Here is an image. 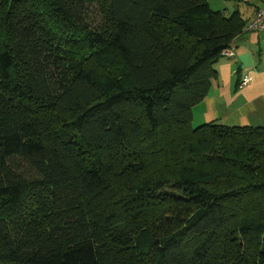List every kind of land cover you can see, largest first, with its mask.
<instances>
[{
    "label": "trees",
    "instance_id": "obj_1",
    "mask_svg": "<svg viewBox=\"0 0 264 264\" xmlns=\"http://www.w3.org/2000/svg\"><path fill=\"white\" fill-rule=\"evenodd\" d=\"M246 26L208 0H0V264H264V127H192Z\"/></svg>",
    "mask_w": 264,
    "mask_h": 264
},
{
    "label": "crops",
    "instance_id": "obj_2",
    "mask_svg": "<svg viewBox=\"0 0 264 264\" xmlns=\"http://www.w3.org/2000/svg\"><path fill=\"white\" fill-rule=\"evenodd\" d=\"M238 2L237 0H235ZM251 22L264 0H240ZM215 66L216 78L204 101L192 110V123L226 127H264V29L244 31ZM248 78V86L240 87Z\"/></svg>",
    "mask_w": 264,
    "mask_h": 264
},
{
    "label": "rangeland",
    "instance_id": "obj_3",
    "mask_svg": "<svg viewBox=\"0 0 264 264\" xmlns=\"http://www.w3.org/2000/svg\"><path fill=\"white\" fill-rule=\"evenodd\" d=\"M236 2L235 0H208V4L209 7L212 11H225V12H231L234 9H237V6H239L238 8L241 10V12L244 10L243 7L244 5H242L239 1ZM244 17H246L247 15H245V13L243 12ZM202 124H200V122H193L192 123V127H198Z\"/></svg>",
    "mask_w": 264,
    "mask_h": 264
},
{
    "label": "built area",
    "instance_id": "obj_4",
    "mask_svg": "<svg viewBox=\"0 0 264 264\" xmlns=\"http://www.w3.org/2000/svg\"><path fill=\"white\" fill-rule=\"evenodd\" d=\"M264 29V4L256 11L251 22L246 26V31H260ZM223 55L232 56L231 52H226ZM250 83L248 78L242 79L240 87L248 86Z\"/></svg>",
    "mask_w": 264,
    "mask_h": 264
}]
</instances>
